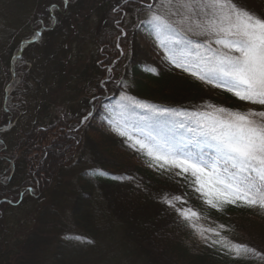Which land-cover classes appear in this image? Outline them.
Segmentation results:
<instances>
[{
	"label": "trees",
	"instance_id": "1",
	"mask_svg": "<svg viewBox=\"0 0 264 264\" xmlns=\"http://www.w3.org/2000/svg\"><path fill=\"white\" fill-rule=\"evenodd\" d=\"M75 1L82 2L53 0L46 12L50 29L42 28V18L33 28L65 39L60 26L70 19ZM144 4H159L156 14L164 16L175 31L162 28L157 32L150 16L143 21L138 18L135 13ZM105 5L93 37L97 76L91 80L84 74L78 77L87 83L75 90L81 96L79 110L58 117L55 123L46 125L41 118L26 124L32 82L36 74H46V64L39 66V59L29 51L37 43L30 45L23 39L15 47L11 40L6 46L0 42V264H264V212L238 204L229 212H218L195 191L192 177L150 166L151 158L136 144L147 136L148 147L174 149L176 126L187 122L193 112L212 111L205 105L235 112L264 109L182 70L170 71L146 56L149 49L142 41L144 34L164 55H193L183 43H175L178 39L199 43L211 39L197 35L199 29L194 26L187 34L185 26L177 24L180 17L171 16L160 0H115ZM256 15L264 18L263 12ZM55 25L60 27L57 32H53ZM57 54L48 57L52 79L61 77ZM110 68L112 77L101 86ZM106 107L114 110L110 116L115 129L124 135L98 134L90 165L75 180L70 223L57 219L66 197L52 187L71 166L76 141L94 131L93 123L101 119ZM34 111L36 116L38 111ZM51 191L52 198L46 203ZM165 198L175 208L162 203ZM176 209L195 211L199 217L195 228ZM19 214L32 220L22 224L15 217ZM104 243L110 250L102 249ZM225 244L247 245L254 251L234 258Z\"/></svg>",
	"mask_w": 264,
	"mask_h": 264
},
{
	"label": "snow or ice",
	"instance_id": "2",
	"mask_svg": "<svg viewBox=\"0 0 264 264\" xmlns=\"http://www.w3.org/2000/svg\"><path fill=\"white\" fill-rule=\"evenodd\" d=\"M160 3L171 16L180 17L177 23H188L189 30L194 26L199 29L197 35L211 38L207 43L175 41L193 53L189 63L171 59L168 53L165 59L175 68L231 92L241 101L264 106V18L234 0H160ZM150 22L157 32L172 29L161 14L152 15ZM213 44L217 47H212ZM204 107L212 111L193 112L187 122L182 120L176 126L174 149H164L162 145L148 147L137 141L139 150L145 151L154 162L150 166L178 170L175 175L192 177L195 191L212 208L238 204L264 212V111ZM162 203L175 208L174 202L167 198ZM176 211L195 228V220L199 219L195 211ZM197 231L203 237V232ZM224 246L234 253V258L254 251L242 244Z\"/></svg>",
	"mask_w": 264,
	"mask_h": 264
},
{
	"label": "rangeland",
	"instance_id": "3",
	"mask_svg": "<svg viewBox=\"0 0 264 264\" xmlns=\"http://www.w3.org/2000/svg\"><path fill=\"white\" fill-rule=\"evenodd\" d=\"M52 1L53 0H0V42L4 43L6 46L9 40H11L15 47L21 41L24 42L23 39H26V41L30 42V45H32V43H37L34 44L33 47L29 49V51H31V54H34L36 59H39V66L42 65V63L46 64V68H44L46 74H43L42 76L36 74V81L32 82V89L34 90V93L31 95V98L28 101L27 109L28 113L31 114H29V117L27 118V126H30L31 122L35 121V119L39 120L41 118L44 119L46 125L47 123L49 125L51 122L55 123L57 118L64 114H72L73 110L74 113H76L75 110H79V101L81 100V96L79 94L76 95L77 92H75V90L86 87L87 83H85L81 77L79 79L78 77L81 76V74H84V76H86L84 78L91 80L97 76V71L93 61L95 53V45L93 41L95 28L99 23V15L105 10L106 2L107 4L115 2V0H82L81 3L75 1L73 4L76 5H74V10H72L70 19L65 22V24L60 26L64 29L66 34V38L64 39L60 38L56 34L50 35V33H45L46 31L40 33L41 31L39 32V27L33 28L34 23H36V21L38 22L40 18H42L41 20L44 19L42 28H49V21L46 19L48 15L46 16V12L48 11V7L53 4ZM234 1L238 5L240 4V7L245 8L254 14H256V12L264 13V0ZM147 7L146 5L142 6V8H140L137 13H135V15L137 14L136 16H138V18H140L142 21L160 11L159 4H156L155 6L152 5L151 8ZM138 13H141L142 15L140 16ZM74 18H76L75 21H73ZM59 20L57 23L58 26L60 25ZM76 21L77 23H74ZM186 24L187 23L181 25L185 26L183 28H186V33L189 34L192 32V29L188 30L189 26L187 28ZM52 27H54L53 32H57V29L60 28H56V25ZM21 32L22 36L20 38L19 34ZM37 33H39V35H37ZM123 36L124 34L121 35V37ZM192 37L195 36L191 35L190 38ZM142 41L146 42L147 49H149V54L146 55L147 57L150 55L158 62L167 66L170 71L179 72L181 70L179 68H175L173 64L170 63L169 59H165L164 53L159 49L160 47L154 42L150 41L145 34ZM118 46L119 45H117V48ZM141 47L143 48L142 45H140V48ZM1 48L2 46L0 45V53H2ZM58 51L60 54L56 55L55 60L57 63L59 62L61 64V69L58 68L61 77L52 79V75L50 74V69L52 71V65H49L50 63L48 57L57 53ZM168 56L171 59L189 63V58L192 55L171 52L168 53ZM111 77L112 76L108 71L105 79L100 82V85L103 86V84L110 80ZM40 80L42 84L39 85ZM221 90L224 89L221 88ZM90 103L89 105L91 106L92 104ZM255 106H259L261 109H264V106ZM34 108L38 111L36 116L34 113H32L35 112ZM113 112L114 110H112L110 107L103 109V116L101 119L93 123L94 131H87L80 138V140L76 141V144H78L76 145V148H78L76 149L74 158L72 159L71 166L66 169L61 178L52 187L55 189V191L58 190L61 192V195H65L66 197V201H63L64 203L60 205V209L57 211L59 214L57 215V219L65 218L66 221L70 223L71 212L73 208L72 204L77 194L75 180L80 172L88 169L90 165V157L95 148L94 144L100 138V135L98 134L100 132H115L120 135V131L115 129L116 125L110 116L113 114ZM139 141L144 142V144L147 146L150 145L149 141H147V136L143 137ZM150 147L155 148V146ZM150 163L153 164L154 162L151 160ZM68 184L71 185L69 186ZM56 193L57 192H55V194ZM69 193L70 197H68ZM50 194H53V192L51 191L46 195V203H48L52 198V195ZM234 206L237 205L226 204L222 205L220 208L213 209L220 213H225L229 212ZM209 207L211 206L209 205ZM22 215L23 214H19L18 216H15L17 219H19L18 221H20V223L32 220V217L24 216L25 214L23 216ZM15 217L13 215V219ZM23 217H26V219H22ZM107 245L108 243H104L102 249H109L106 248ZM111 256L112 254L108 253L107 259H110ZM137 263L141 264L140 262Z\"/></svg>",
	"mask_w": 264,
	"mask_h": 264
},
{
	"label": "water",
	"instance_id": "4",
	"mask_svg": "<svg viewBox=\"0 0 264 264\" xmlns=\"http://www.w3.org/2000/svg\"><path fill=\"white\" fill-rule=\"evenodd\" d=\"M86 119V118H85Z\"/></svg>",
	"mask_w": 264,
	"mask_h": 264
}]
</instances>
